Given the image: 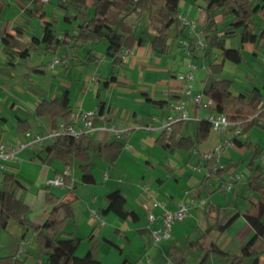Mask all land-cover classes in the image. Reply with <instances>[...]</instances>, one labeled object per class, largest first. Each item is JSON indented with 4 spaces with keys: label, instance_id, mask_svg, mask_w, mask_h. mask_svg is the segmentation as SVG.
Here are the masks:
<instances>
[{
    "label": "crops",
    "instance_id": "obj_1",
    "mask_svg": "<svg viewBox=\"0 0 264 264\" xmlns=\"http://www.w3.org/2000/svg\"><path fill=\"white\" fill-rule=\"evenodd\" d=\"M0 1L1 7L2 5L9 6V8L12 6L14 9L13 21L3 22L4 24L0 25L2 28H0V43L3 28H6L5 33L11 35L14 34L15 28H21L23 36L20 40L31 45L32 38L41 37L42 29L46 24L53 29L54 23L60 20L63 31L54 32L61 37L66 30L71 35L75 34L74 27L82 21L80 14L72 10L62 11L57 7L58 0L54 2L49 0L43 2L42 10L45 16L39 18L43 21L37 22L40 33L34 36L29 32L28 39L22 40L27 30H30L28 25L31 20L29 19L31 2L10 0L8 4L4 0ZM64 16L70 17L68 23L64 22ZM186 17L190 18L193 23L196 22L198 26H204L206 23L204 3L201 0L196 2L181 0L179 18L188 20ZM141 20L143 18L137 21L135 17H131L129 22L134 24L137 37L141 36L144 42L142 44L134 42L118 66L113 65L111 59L103 55L102 44L91 46L96 62L88 64L85 63L84 52L89 49V45L75 53L63 47L61 53L57 54L58 49L55 55L62 57L70 54V56L66 63L58 64L53 69L48 68L50 61L45 62L46 54L41 49L31 51L25 59H21L14 54H9L4 46L1 47L0 82L8 79L15 81L16 67L20 66L23 67V75L30 76V78L35 74L46 77L49 72V78H46L44 87L38 90L40 93L37 94V91L28 94L30 99L28 103L32 113L43 99H53L67 90L74 113L87 110L97 113L93 119L96 129L87 135L89 141L92 144H110L117 141L121 143L122 149L114 165L106 164L98 154L91 153L89 171L93 175L94 183L86 184L81 182L79 166L82 163L80 161L73 159L71 166L68 167L58 161L54 155L45 159L46 156L42 150L48 143L44 144L46 141L44 140L40 146L18 151L16 160L11 162L5 171H0V188H2L3 173L12 174L20 184L14 189V194L28 206V219L37 224L43 223L49 217L62 218L63 213L60 207L67 203L71 204L74 216L73 219L66 221L64 230L80 238L81 241L75 252L78 257L90 252L103 264H174L168 253L170 248H177L183 251L185 264H198L206 251L190 250L186 243L200 240L205 249L214 244L230 254L225 249L226 247L209 239V232L217 231V224H223L233 213H238V217L224 232H217L223 235L235 224L240 223L242 234L236 236L238 250L253 235V230L244 219L243 213L248 207L250 198L254 200L257 195L251 193L247 187L244 193L242 188L241 195L236 193V189L233 188L234 185H238L240 179L237 178L236 182L234 179L233 188L230 190L233 192L232 196L228 197L226 196L227 191L217 188L221 178H207L206 176L213 165L225 169L226 172L222 175L224 178L236 174L241 169L249 176L248 164L251 153L244 147L233 146L224 148L216 156L217 159L209 161L202 159L203 153L212 152L217 144L238 135L235 132L237 130H232L233 126L223 133L211 129L208 139L189 152L167 150L157 144V138L164 131L168 116L173 114L172 104L183 101L188 115V119L183 121L180 137L195 138L196 123L205 120L213 109L196 106L190 97L183 93L185 81L181 80L180 76L189 71L188 64L195 65L191 59L194 52L188 55L181 46V42L185 41L183 37L173 35L168 53L159 55L150 48L148 40L152 37L153 31L149 27L148 19L147 26ZM216 21H219V17ZM17 23L18 26L15 27ZM224 45L227 48L240 49L243 57L242 63L250 60V63L254 64L264 58V54L255 49L252 44L241 46L235 36L226 38ZM73 55L77 58L73 59ZM35 68L40 71H35ZM196 68L195 65L194 70ZM202 71L205 72V77L200 79V82L193 74L192 94L204 91V80L208 72L207 69H202ZM251 74V72H246L245 78L250 80ZM112 77L114 81L105 88L98 89V84ZM258 78L262 83L264 82V71ZM2 87L9 94L0 101V143L27 142L32 135H40L43 130L48 131V120L35 118L32 122L30 118H27L26 109L14 100L23 93V87L15 83L10 86L3 83ZM245 90L249 89L243 84H236L232 87L234 94ZM155 101L162 104L155 105L153 104ZM2 103H8L12 111L19 110V113L3 116ZM16 118L28 121L30 124L28 132L31 134L29 137L17 128ZM252 130L246 135L238 136L237 139L242 143L249 142L256 146L257 150H262V156L256 163L262 168L264 146L262 147L260 143L250 138ZM261 130L264 131V129ZM66 168L68 169L67 176L71 180L70 190L46 186L47 179L63 174ZM245 180L241 185H246ZM46 187L58 196L56 205L46 203ZM114 191H119L125 199L124 208L128 214L125 219L111 212L100 216L102 210L108 205L107 195ZM240 197L242 203L246 202V206L243 204L239 207ZM153 202L161 203L171 211L177 209L181 202H188L187 216L182 221L173 224L169 238L158 243L152 240L151 230L161 225L162 209L154 206ZM93 211L99 215L101 220H95L92 215ZM148 213L154 215L153 223L149 222ZM21 227L24 231L22 230L20 239L24 242V247L20 253L29 254L27 246L36 247L34 235L26 231L23 226ZM259 239L261 238L256 241ZM263 251L264 249L261 252ZM213 255L217 254L210 253L203 264H209L210 261V264H214ZM258 256L260 257L259 252ZM16 257L20 258L19 255ZM229 263V257H221L220 264Z\"/></svg>",
    "mask_w": 264,
    "mask_h": 264
},
{
    "label": "trees",
    "instance_id": "obj_2",
    "mask_svg": "<svg viewBox=\"0 0 264 264\" xmlns=\"http://www.w3.org/2000/svg\"><path fill=\"white\" fill-rule=\"evenodd\" d=\"M32 7L29 10V17L42 18L45 16L43 2L41 0H29ZM181 0H58L57 7L62 11L72 10L82 16V21L74 27L75 34L71 35L67 30L59 37L50 25H45L40 38H32L30 44L23 43L20 38L23 36L21 28H15L14 34L3 33L1 43L6 51L13 53L21 59H25L29 52L41 49L45 54L55 55L57 50L67 47L70 51L76 52L86 46H90L84 52L85 63H94L96 58L92 45L102 44L103 55L111 59L113 65H120L123 59V51L130 49L134 42L142 44L144 39L137 37L134 24L129 22L131 17L138 21L147 17L149 27L153 31L149 38L150 48L159 55L168 53V41L171 38L170 31L176 37L184 33L185 25L179 18V3ZM196 2L198 0H191ZM204 3L206 13V23L200 27V31L206 39L213 36L212 47L218 51V55L208 65V74L204 80L203 93L209 97L213 103V110L216 113L225 114L227 119L234 123L233 129L238 128L239 132L232 140L233 145L245 148L250 151V175L245 180L247 189L255 193L257 197L250 198L247 209L243 217L253 230L252 237L240 246L238 254L230 255L211 244L207 249L202 247L200 240L187 242L190 249L206 251L198 264L206 262L210 253H215L223 258H230L229 264H264L254 249L258 238H264V173L259 164H256L261 156L262 150H257L256 146L249 142H240L237 137L248 134L252 129H264V98L258 88L242 91L238 94L232 92L234 81L231 79H219L218 74L222 71L225 62L236 65L243 62L240 49L227 48L224 40L229 37H237L241 46L252 44L255 49H264V29L255 22L256 16L264 21V0H201ZM0 1V10H1ZM263 11V14L261 12ZM219 17V21L216 18ZM64 22L68 23L70 17L64 16ZM192 45V44H191ZM194 51L193 47L190 53ZM73 59L77 58L73 55ZM40 71L35 68V71ZM114 81V78L105 80L98 84L101 90ZM264 87V82H263ZM155 105L162 104L153 102ZM74 114L73 108L68 98V91L64 90L58 97L53 99H43L34 109L33 115L38 119H46L48 131L56 130L60 124L67 122ZM17 128L26 133L30 129L27 120L16 118ZM183 121L171 125V133L167 136L163 131L157 138V144L167 150H181L189 152L197 148L208 139L211 127L205 119L196 123L195 138L180 137ZM122 145L114 141L110 144H92L87 135L78 137L59 136L50 140L44 146L43 152L47 159L51 155L70 167L73 159L80 161L81 182L93 184L94 178L89 171L91 153L99 155L100 159L108 165H114L121 153ZM226 172L221 168L216 171L213 177L221 178L220 185L226 179L222 175ZM2 188H0V228H5L9 220H14L23 226L26 231L34 235V241L38 252L43 254L44 260L37 264H103L95 259L90 252L78 257L75 252L80 243V238L73 233L64 230L66 221L73 219V208L67 203L60 207L63 216L58 219L49 217L43 223L31 222L27 215L29 208L22 201L16 198L14 189L20 184L17 179L8 173H3ZM209 176L207 178H210ZM241 177V176H240ZM237 179H235L236 182ZM66 189H71L69 176H63ZM234 181L230 190H232ZM45 201L51 205H56L58 196L50 192L46 187ZM229 190V191H230ZM107 207L102 210L100 216L106 213H113L119 218L125 219L127 211L124 208L125 199L119 191L111 192L107 195ZM238 217V213H233L223 224H217V231L224 232L231 223ZM169 258L174 264H185L184 253L177 248L169 249ZM29 255V254H27ZM15 254L0 257V264H22Z\"/></svg>",
    "mask_w": 264,
    "mask_h": 264
},
{
    "label": "rangeland",
    "instance_id": "obj_3",
    "mask_svg": "<svg viewBox=\"0 0 264 264\" xmlns=\"http://www.w3.org/2000/svg\"><path fill=\"white\" fill-rule=\"evenodd\" d=\"M6 3H10V0H4ZM55 0H53L52 2H54ZM14 9L9 8V6H3L0 10V25L2 26V24H4L3 22L7 23V22H12L13 18H14ZM27 13V12H26ZM27 15V14H26ZM189 17V16H188ZM48 18V17H47ZM187 18V17H186ZM29 25H28V29L27 30V34L24 35V37L22 38V40H26L28 39V37L30 36L29 32L34 35L37 36L40 33V30L38 29L37 25H39L37 22L43 21L40 20L39 18H31L29 17ZM188 21H191L190 18H187ZM60 21V20H59ZM58 23H54V31L56 33H61V31H63L62 29V22L60 21ZM141 22L144 23V25L146 24L147 26V17H143V20H141ZM255 22L258 23V25L264 29V21L261 20V18L259 16H256ZM60 24V25H59ZM195 25L197 26L196 29L198 30L200 28V26H198L195 22ZM0 26V28H1ZM18 26V23L15 24V27ZM2 29V28H1ZM6 32V28H3V32ZM173 31H170V35L171 38L173 37ZM29 34V35H28ZM181 37H183L182 39L185 40L187 43H189L190 45V49L191 47H193L194 49V54L192 55L191 59L192 62L196 65V70L193 71V74L195 75V79L200 82V79H204L205 77V72L202 71L207 69L208 72V65L209 63H211L213 61L214 58H216L218 55V51L212 47V42H213V36L210 39H206L205 37H203V43L205 44V47L203 49H196L193 45L196 43L197 41V37L194 33V31L191 29V27H185L184 28V33L181 35ZM171 38L169 39L168 44H171L172 40ZM192 44V45H191ZM3 48V45H1L0 43V53L1 50ZM61 48L58 50L57 54L61 53ZM262 52V54H264V49L260 50ZM9 54H13L11 52H9ZM191 53H189L188 55H190ZM70 56V54H68V57ZM54 57H61V55H50V54H46L45 57V62L51 61ZM248 59V57H246ZM66 63V62H65ZM63 64V63H62ZM201 69V71H200ZM249 69V70H248ZM264 71V58L262 60H258L257 63H250V60H246V63H241V64H234L231 62H225L224 67L222 68V71L218 74L217 78L219 79H231L234 80V86L236 84H243V86L247 87L248 89H252V88H258L261 93L263 94V98H264V87H263V83L262 81L258 78L260 73ZM246 72H251V79H246ZM15 81H10L5 80L4 77H1L3 80H5V82H0V101L2 100V98L4 96H7L9 93L6 89H4L2 87L3 83L4 85H14L15 84H19V86L23 87L22 89L24 90L23 93H25L23 95V93L18 95V99H14L12 96H10L12 99L16 100L17 104H19L20 106H23L26 109V114H27V118H30V120L32 122L35 121V117L33 116L32 113V109L30 108V104L28 103V101L30 100L29 97V92H33L36 93L40 88L44 87L45 82L47 81L46 78H49V72L47 73V76L44 77V75L38 74V76H36L37 74L33 75L32 78H30V76H24L23 75V67H16V71H15ZM195 84V82L193 83ZM198 84V82H197ZM233 86V87H234ZM12 90V89H11ZM40 92L38 91L37 94H39ZM8 102V101H7ZM2 115L3 116H7V115H15L19 113V110L12 111L11 108H9L8 103H2ZM44 125V124H43ZM48 131H44L43 133L40 135H45L47 134ZM250 138H252L253 141L260 143V145L263 147L264 146V131L260 130L258 128H254L252 130V132L250 133ZM256 136V137H253ZM49 143L48 140H46L44 142V144ZM260 165V164H259ZM262 165V171L264 173V163H261ZM236 174L241 175V177H239V182L237 183L238 185H234L233 189H236V193H238L239 195H241V190L242 188L244 190V192H246V185H241L243 182V180H245L247 178V173L244 172L243 169L239 170L238 172H236ZM213 177V176H212ZM210 177V178H212ZM264 183V181H263ZM239 191V192H238ZM232 191H227L226 192V196L230 197L232 196ZM224 197V195H222ZM253 196H256L255 194H253ZM230 199V198H229ZM241 199V197H240ZM245 205L246 206V202L243 201L242 203V199L239 203V207H241V205ZM161 226V225H160ZM22 227L16 223L14 220H9L8 221V225L7 227L0 228V257H5V256H9V255H19L20 258L19 260L23 261L22 264H37V262H42L44 260V256L43 254H40L38 252V250H36L37 247H34V245L32 247L27 246V251H29V255L25 254V253H20V251L23 249L24 247V242L20 239V235L22 232ZM242 230V225L240 223L235 224L231 229H229L228 231H226L223 235H221V233L217 232L216 230L209 232V239L215 241L218 245H223V247H226L225 249L228 250L230 252V254H238L239 250L237 248V239L236 236H238L239 234H242L241 232ZM24 231V230H23ZM29 235V234H28ZM254 248L256 251L259 252L260 255V260L263 261L264 260V251L261 252L264 249V238L259 239L258 241H256ZM18 252V254H17ZM85 255V254H84ZM214 257V264H220L221 261V256L219 257V255H213ZM223 258V257H222ZM211 263V261L209 262V264Z\"/></svg>",
    "mask_w": 264,
    "mask_h": 264
},
{
    "label": "built area",
    "instance_id": "obj_4",
    "mask_svg": "<svg viewBox=\"0 0 264 264\" xmlns=\"http://www.w3.org/2000/svg\"><path fill=\"white\" fill-rule=\"evenodd\" d=\"M42 2H48L49 0H41ZM183 24L186 27H191L194 31L197 41L193 45L196 49H203L205 44L203 43V34L198 31L195 27V23L192 21H188L182 19ZM190 44L186 41L181 42L182 48H184L185 52L190 53ZM129 52V49H125L123 51V56H125ZM68 55L62 57H54L49 63L48 68L53 69L56 65L65 63L67 61ZM189 71L180 76V79L185 81V86L183 89V93L190 97V100L198 107L204 108H212L214 107L213 101L205 96L203 92L192 94V81L193 74L192 70L195 69V65L188 64ZM173 114L168 116L167 123L164 126V131L167 136L171 133V125L185 121L188 119L187 111L184 106L183 101H178L171 105ZM97 115V113L93 110L80 111L78 113H74L67 122H63L60 124L59 128L56 130L48 131L47 134L41 136L39 134L32 135V138L27 142L17 141L15 144H7L4 142L0 143V171H5L9 164L16 160V155L18 151L26 149V148H34L36 146H40L44 140H53L59 136H70V137H78L80 135H88L92 133L96 128L93 125V119ZM206 120L209 122L212 130H215L219 133L226 132L230 127L234 126V123L230 122L225 114L216 113L214 110L206 117ZM81 124V126L79 125ZM104 129V128H97ZM236 133L239 132L238 129H235ZM26 136H30L29 132L24 133ZM233 142L231 139H225L222 143L216 145L215 149L212 152H206L201 155L203 160H212L217 159V155L227 147H233ZM216 157V158H215ZM196 169V168H195ZM218 169L221 167L213 165L210 172L207 173V177L213 176ZM68 175V169L66 168L63 174L59 176L50 178L46 180V186L60 187L65 188L63 176ZM241 175L236 174L234 176H230L223 182L220 187L225 191H229L232 187L234 179L239 178ZM202 203V202H201ZM154 206H158L162 209L161 215V226L156 229L151 230V238L155 243H158L161 240L167 239L170 236L171 228L174 223L182 221L188 214V202H181L177 209L168 210L166 207L158 202H153ZM95 220H101L99 215L96 212H92ZM148 220L150 223H153L155 217L153 214H147ZM21 252V251H20Z\"/></svg>",
    "mask_w": 264,
    "mask_h": 264
}]
</instances>
